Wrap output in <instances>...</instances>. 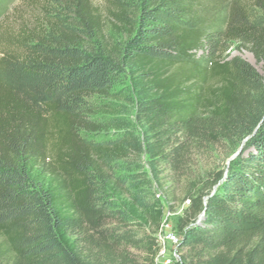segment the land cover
<instances>
[{
  "label": "trees",
  "instance_id": "obj_1",
  "mask_svg": "<svg viewBox=\"0 0 264 264\" xmlns=\"http://www.w3.org/2000/svg\"><path fill=\"white\" fill-rule=\"evenodd\" d=\"M104 1L0 39V264H264V0Z\"/></svg>",
  "mask_w": 264,
  "mask_h": 264
},
{
  "label": "rangeland",
  "instance_id": "obj_2",
  "mask_svg": "<svg viewBox=\"0 0 264 264\" xmlns=\"http://www.w3.org/2000/svg\"><path fill=\"white\" fill-rule=\"evenodd\" d=\"M92 1L98 8L107 13L104 0ZM44 3H46V0H0V39L17 31L18 27L24 22H27L30 25L35 24L36 19L42 14L41 10ZM107 15L106 24L110 28V15L108 13ZM227 57L228 59L241 57L251 63L261 74L264 75L262 64H257L252 53L246 48H240L239 45H235L228 52ZM233 156L228 159L225 150L221 149L220 152L207 162L206 166H210L215 170H224L229 166ZM161 201L164 206L163 220L165 219L166 224H171L173 230L176 231L178 219L182 216L188 203L175 204L174 208L171 209L165 200L161 199Z\"/></svg>",
  "mask_w": 264,
  "mask_h": 264
},
{
  "label": "built area",
  "instance_id": "obj_3",
  "mask_svg": "<svg viewBox=\"0 0 264 264\" xmlns=\"http://www.w3.org/2000/svg\"><path fill=\"white\" fill-rule=\"evenodd\" d=\"M158 244L160 251L155 264H176L180 260L177 249L179 236L171 224H166L165 219L158 234Z\"/></svg>",
  "mask_w": 264,
  "mask_h": 264
},
{
  "label": "water",
  "instance_id": "obj_4",
  "mask_svg": "<svg viewBox=\"0 0 264 264\" xmlns=\"http://www.w3.org/2000/svg\"><path fill=\"white\" fill-rule=\"evenodd\" d=\"M242 149H243V147L240 148V150L232 157L231 160L235 159L241 153Z\"/></svg>",
  "mask_w": 264,
  "mask_h": 264
}]
</instances>
